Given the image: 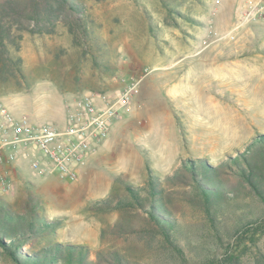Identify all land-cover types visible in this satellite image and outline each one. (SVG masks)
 I'll return each mask as SVG.
<instances>
[{
    "label": "rangeland",
    "instance_id": "374dc122",
    "mask_svg": "<svg viewBox=\"0 0 264 264\" xmlns=\"http://www.w3.org/2000/svg\"><path fill=\"white\" fill-rule=\"evenodd\" d=\"M45 1L0 0L5 37L18 46L15 52L9 45V53L22 59V74L8 64L0 79L3 104L62 126L64 102L76 93L138 84L108 149L98 146L77 180H60L53 170L40 175L27 159L10 169L0 164V200L25 232L34 213L60 223L53 239L33 236L21 248L35 252L57 241L86 246L94 264H179L147 213L149 167L189 263L222 253L234 229L263 212L236 167L255 162L264 182L261 150L251 146L264 133V19L228 40L220 36L238 23L244 0H70L76 9ZM191 166L198 177L214 171L219 234L205 218ZM126 184L138 188L141 204ZM249 245L244 260L263 249L264 235ZM0 264H15L1 246Z\"/></svg>",
    "mask_w": 264,
    "mask_h": 264
},
{
    "label": "trees",
    "instance_id": "16d2710c",
    "mask_svg": "<svg viewBox=\"0 0 264 264\" xmlns=\"http://www.w3.org/2000/svg\"><path fill=\"white\" fill-rule=\"evenodd\" d=\"M49 4L53 9L63 7L76 9V6L70 0H47L44 2V5L49 6ZM31 8L36 9V3H33ZM5 27L7 26L0 21V79L5 78L4 73L8 68V64H13L15 70L22 74L20 68L22 63L21 57L19 55L13 57L9 53L11 48L9 45H12V50L15 52L18 50V46L12 39L5 37L9 36L6 35L8 29ZM251 146H259L261 158L264 160V133L255 136ZM237 159L235 157L232 158L235 164L237 163ZM244 164V166L236 164V173L250 185L254 195L257 196L263 205V212L260 217L248 220L243 226L235 228L233 232V234L236 235L234 242H228L222 253H212L200 260L197 264H264V247L262 250H258L250 260L243 259L244 254H246L250 248L249 244H255L256 240L264 235V182L258 181L255 177L258 174L255 162L244 159ZM190 170L196 187L205 204V218L212 224L215 232L219 234L220 231L215 226V222L219 220L218 216L221 213V201L219 200L222 193L220 192L218 183L213 184L211 182L212 179L210 178H214V171L202 170L201 176L198 177L193 166H191ZM156 182L157 177L152 173L151 169L147 167V187L145 189L147 196L146 200H148L147 213L156 224L162 236V240L177 254L180 259L179 264H190L185 256L184 250L178 246L175 219L164 209L163 202L161 199H158V195H156V193L160 191V189L156 187ZM125 188L129 196L134 200L137 199L138 203H142L138 198L139 193L137 187L126 184ZM3 202V200H0V246L15 264H94V262L89 259L88 248L83 245L67 244L56 241L51 245L43 247L40 251L29 252L23 250L21 247L27 244L28 239L33 236H48V238L53 239V233L60 223L58 220L49 221L47 219L38 218L34 213L26 219L25 228L27 231L25 232L24 227L19 223L20 221L17 215L9 211ZM212 207H215L214 211H211ZM244 236H247L249 243H242L240 239Z\"/></svg>",
    "mask_w": 264,
    "mask_h": 264
},
{
    "label": "built area",
    "instance_id": "2783aa9c",
    "mask_svg": "<svg viewBox=\"0 0 264 264\" xmlns=\"http://www.w3.org/2000/svg\"><path fill=\"white\" fill-rule=\"evenodd\" d=\"M238 23L220 37L235 38L240 26L264 19V0L237 4ZM209 34L217 32L209 29ZM138 80H127L115 92L81 91L65 100L62 126L36 122L27 114H16L0 101V164L15 168L20 159L43 175L53 170L63 181L77 180L98 146L108 139L113 124L128 110ZM7 172V170H5ZM4 183V177H0Z\"/></svg>",
    "mask_w": 264,
    "mask_h": 264
},
{
    "label": "crops",
    "instance_id": "0c3cea01",
    "mask_svg": "<svg viewBox=\"0 0 264 264\" xmlns=\"http://www.w3.org/2000/svg\"><path fill=\"white\" fill-rule=\"evenodd\" d=\"M12 112H13V111H12ZM21 113H24V112H21ZM16 114H20V113H16ZM25 114H26V113H25ZM113 132H114V129L111 130L110 135H109L108 139L104 142V144H102V145L100 146L101 150H102V149H105V150L108 149V147H109V143H111V140H110V139H111V137H112V135H113ZM83 172L86 173V172H87L86 169H85V170L83 169V170L81 171L82 174H83ZM85 173H84V174H85Z\"/></svg>",
    "mask_w": 264,
    "mask_h": 264
}]
</instances>
